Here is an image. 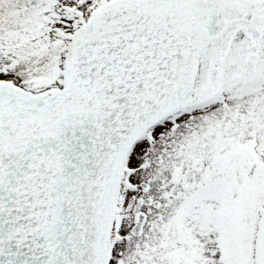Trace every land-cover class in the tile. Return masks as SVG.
I'll return each mask as SVG.
<instances>
[{
	"label": "snow or ice",
	"instance_id": "1",
	"mask_svg": "<svg viewBox=\"0 0 264 264\" xmlns=\"http://www.w3.org/2000/svg\"><path fill=\"white\" fill-rule=\"evenodd\" d=\"M0 264H264V0H0Z\"/></svg>",
	"mask_w": 264,
	"mask_h": 264
}]
</instances>
